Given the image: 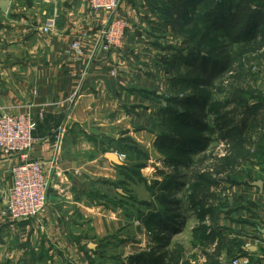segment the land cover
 Here are the masks:
<instances>
[{
	"label": "crops",
	"instance_id": "crops-1",
	"mask_svg": "<svg viewBox=\"0 0 264 264\" xmlns=\"http://www.w3.org/2000/svg\"><path fill=\"white\" fill-rule=\"evenodd\" d=\"M126 1L119 0L113 17L126 21L134 15ZM3 2L0 109L37 121L30 159L43 164L48 191L36 218L14 222L0 216V264H85L87 256L99 253L103 262L116 260L117 254H104L109 239L142 227L134 221L135 191L148 196L143 197L147 203L155 196L144 180L135 181L133 163L158 155L157 140L173 148L187 145L190 153L200 143L162 132L159 113L166 105L160 102V57L128 23L120 50L93 53L95 33L108 16L90 10L86 0ZM51 18L56 27L43 34ZM74 42L82 54L70 53ZM18 161L0 158V208ZM218 174L227 175L222 169ZM254 182H261L263 190ZM221 185L211 189L219 201L189 219L192 236L198 229L205 232L204 252L193 248L198 262L227 264L248 257L250 264H264V159L251 167L248 178Z\"/></svg>",
	"mask_w": 264,
	"mask_h": 264
},
{
	"label": "rangeland",
	"instance_id": "rangeland-1",
	"mask_svg": "<svg viewBox=\"0 0 264 264\" xmlns=\"http://www.w3.org/2000/svg\"><path fill=\"white\" fill-rule=\"evenodd\" d=\"M127 2L134 13L126 19L128 27L145 36L149 47L152 49L153 46L160 57L163 71L160 102L166 105L163 107L166 110L159 113L162 132L168 138L184 143L193 140L200 144L190 153L187 145L173 148L168 141L157 140L154 149L158 155L152 152L148 162L137 159L133 163L135 181L144 180L152 189V196L157 194L158 197L153 196L147 203L143 197H149L137 190L139 183L135 182L134 221L142 227L109 239L104 254H117L116 260L103 262L102 253H99L87 256L85 264H128L123 254L149 253L154 246L150 220L163 213L158 198L178 199L184 220L182 229L171 237L168 248L171 255L166 264H200L193 248L198 246L204 252L205 232L198 229L192 236L189 219H195L205 212L206 206L211 208L219 201L217 192L211 189L222 186V182L232 184L248 178L251 167L264 159V0ZM229 4L233 5L231 13L234 18L228 30L210 33L208 15L227 10ZM256 43L263 44L259 51H255ZM223 46L231 55L237 71L220 75L211 87L193 85L194 80L201 78L194 68L188 66L189 59L203 55L215 58L217 54L211 50H223ZM242 46L252 48L254 53L242 52ZM191 97H204L207 101L202 123L206 126L202 131L191 129V124L187 123L188 119H195L198 115L193 104L187 105L183 100ZM160 159L166 162L162 163ZM221 169L227 173L224 178L219 177ZM176 180L178 190L170 192ZM142 202L147 203L146 207L141 208ZM126 242H133V245ZM70 264L77 263L71 261Z\"/></svg>",
	"mask_w": 264,
	"mask_h": 264
},
{
	"label": "built area",
	"instance_id": "built-area-1",
	"mask_svg": "<svg viewBox=\"0 0 264 264\" xmlns=\"http://www.w3.org/2000/svg\"><path fill=\"white\" fill-rule=\"evenodd\" d=\"M86 5L90 10L108 16L95 33L93 53L119 50L127 24L125 20L113 17L119 0H86ZM55 27L56 18L47 19L41 32L50 34ZM70 53L82 54L79 42L71 45ZM36 127L37 121L31 116L10 114L0 109V158L17 157L19 160L12 169V185L5 195L0 216L14 222L36 218L47 202L48 183L43 164L30 159ZM227 264H250V261L248 257H238Z\"/></svg>",
	"mask_w": 264,
	"mask_h": 264
},
{
	"label": "trees",
	"instance_id": "trees-1",
	"mask_svg": "<svg viewBox=\"0 0 264 264\" xmlns=\"http://www.w3.org/2000/svg\"><path fill=\"white\" fill-rule=\"evenodd\" d=\"M232 4H229L227 10L221 9L215 15H208L207 22L209 24L208 31L210 33H215L219 31L228 30V26L232 22L234 15L231 13ZM194 8L195 6L192 5ZM193 10V9H192ZM256 27V25H255ZM257 28V27H256ZM255 51H259L263 44H254ZM242 52L254 53L252 48L242 46L240 49ZM216 52L215 58H209L206 55L203 56H193L188 61V66L194 68L197 71L199 78L193 82V85L200 87H211L214 84V80L222 74L232 73L236 70L233 65L231 55L225 52V46L223 50H211V53ZM242 68L240 67V70ZM187 105L193 104L196 112L198 113L197 118L188 119L187 123L191 124V129L204 130L206 124L203 123V118L205 117V107L207 101L204 97L198 98H184ZM177 180L172 183L170 192L178 189L176 184ZM161 207L163 208V213L158 216H153L150 220L152 224V232L154 236L152 238L154 246L151 248L150 252L147 254H140L136 256H130L128 258V264H166L167 259L170 257L171 253L169 251V246L171 242L172 235H175L182 228L184 220L180 214V201L175 198L161 199L159 200Z\"/></svg>",
	"mask_w": 264,
	"mask_h": 264
},
{
	"label": "water",
	"instance_id": "water-1",
	"mask_svg": "<svg viewBox=\"0 0 264 264\" xmlns=\"http://www.w3.org/2000/svg\"><path fill=\"white\" fill-rule=\"evenodd\" d=\"M6 7H7V3L6 2L1 3L0 8H2L5 11ZM108 157L110 159H112V160H115L116 159V157L113 156V155H109ZM252 186L255 187V188H257L259 191H262L263 190V184L261 182H254L252 184ZM93 246H94L93 244H89V248H92Z\"/></svg>",
	"mask_w": 264,
	"mask_h": 264
}]
</instances>
